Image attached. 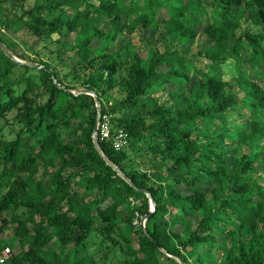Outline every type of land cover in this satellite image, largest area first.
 <instances>
[{"label":"trees","instance_id":"obj_1","mask_svg":"<svg viewBox=\"0 0 264 264\" xmlns=\"http://www.w3.org/2000/svg\"><path fill=\"white\" fill-rule=\"evenodd\" d=\"M0 39L42 66L0 49V234L21 245L3 264H97L95 218L121 255L106 264H264V0H0ZM78 90L128 133L98 143L130 182Z\"/></svg>","mask_w":264,"mask_h":264},{"label":"rangeland","instance_id":"obj_2","mask_svg":"<svg viewBox=\"0 0 264 264\" xmlns=\"http://www.w3.org/2000/svg\"><path fill=\"white\" fill-rule=\"evenodd\" d=\"M175 2H179V0H174ZM19 12V11H18ZM159 16H166V12L165 9H161L158 12ZM245 15L242 16L241 19V24L242 26L246 25L245 22ZM183 20L192 23V18H188V16H184ZM97 21H99V19H96V23ZM198 29H201V26L198 25L196 26ZM8 37H11L13 39H15L17 42H19L22 47L26 50V45L29 46V44H31L33 47L37 46V42H35L33 40V38H31L30 36H25L26 39H23L21 35H25L26 33V28H17L15 30H9L6 32ZM122 37H126V33H121ZM174 37V36H173ZM68 41V45L70 44H76L78 41V36H77V31L71 32L69 37L67 38ZM205 41V37L204 35L199 32V34L197 35L194 44L191 46V51H195L200 45L201 43ZM129 42L131 43V45L137 44L139 45L140 43V37L138 35V33L133 32V34L131 36H129ZM25 43V44H24ZM96 42H94L92 45L95 46ZM114 47V45H112ZM28 50V49H27ZM70 65L72 64L71 62L69 63ZM163 92H157L156 94H161ZM113 97H118L117 93L113 94ZM164 100H166V98H162ZM110 101H112V96L111 98H109ZM0 134L5 137V138H12L15 134V127L14 126H10V125H3V120L0 121ZM214 137V136H213ZM90 198L93 197V195H89ZM151 205H150V209H151ZM92 214H95V211L93 210ZM100 226H102V223L95 218V223L92 227V230L90 232V234L87 236L86 240H85V247L81 252L82 256H86V257H91L93 259H95V261L97 262V264H106V263H112L115 262L117 259L121 258V255L119 254L118 250H114L112 251V249L109 247L110 244L112 243L109 240H106L102 237L99 228ZM117 237V235H115ZM0 239L2 240H6L10 242V248L13 251H16L17 249H19V246H21L18 243L17 238L13 237V231L7 227H5L4 231L0 234ZM133 246H136L135 242L133 244ZM236 244L235 242L232 241V243L228 244L225 249H223L222 251L228 252V253H234L236 251ZM215 251V250H214ZM221 251V250H220Z\"/></svg>","mask_w":264,"mask_h":264},{"label":"built area","instance_id":"obj_3","mask_svg":"<svg viewBox=\"0 0 264 264\" xmlns=\"http://www.w3.org/2000/svg\"><path fill=\"white\" fill-rule=\"evenodd\" d=\"M111 115L109 113L100 114L99 121L97 123L96 134L101 139L111 138L112 146L115 150L122 149L128 144V133L124 129H114L112 130V125L110 122ZM11 253V248L9 246L0 247V264L7 261Z\"/></svg>","mask_w":264,"mask_h":264},{"label":"water","instance_id":"obj_4","mask_svg":"<svg viewBox=\"0 0 264 264\" xmlns=\"http://www.w3.org/2000/svg\"><path fill=\"white\" fill-rule=\"evenodd\" d=\"M0 49L1 51L6 54L8 57H10L11 59L15 60V61H18V62H21V63H26V64H29L31 66H34V67H37V68H40L42 67L40 64L38 63H31V62H25V61H22L16 57H14L9 51L8 49L6 48V46L3 44V42L1 41L0 39ZM54 77V76H53ZM77 92H82V93H87V94H90L93 99H94V102H95V107H96V120H95V124H94V128H93V132H92V139H93V143H94V146L96 148V150L98 151V153L103 157V159L109 164L112 166V168L117 171L121 177L123 179H125L126 181L130 182L129 178L126 176V174H124L118 167H116L113 163H111L109 161V159L105 156V154L102 152L100 146H99V143H98V137H97V134H96V130H97V123L99 121V118H100V114H101V111H100V106H99V100H98V97L95 93H93L92 91H89V90H78ZM149 197V204L152 206L151 209H149V213L146 214V215H143L141 216L140 218V223L144 226V222L145 220L150 216V214L154 211V201L152 200V198L148 195ZM184 264V263H182Z\"/></svg>","mask_w":264,"mask_h":264}]
</instances>
